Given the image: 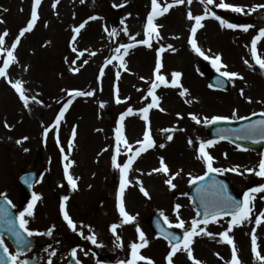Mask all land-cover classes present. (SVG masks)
<instances>
[{"label": "rangeland", "instance_id": "1", "mask_svg": "<svg viewBox=\"0 0 264 264\" xmlns=\"http://www.w3.org/2000/svg\"><path fill=\"white\" fill-rule=\"evenodd\" d=\"M47 1L50 0H41V7L38 9L39 18L33 30L21 37L20 43L15 49L17 62L8 69L11 74L8 73V78H0V193H6L18 206L19 177L34 168L38 172V178L35 181L33 193L41 196V199L36 202L34 216L28 218L30 230L40 233L34 236L45 242L44 234L50 228L60 229L61 234L74 232L68 227L60 210L61 200L67 195L69 199L66 202V210L76 223V230L79 233L86 231L90 235L94 232L97 238L96 245L103 246L102 249L109 247L111 253H116L113 256L115 258L113 264L130 258L126 255L123 256L122 252L129 246L131 255L130 245L139 240L136 231L137 225L145 233L149 244L153 243V247L142 255L150 258L154 264H167L166 257L170 251V245L164 239L153 234L145 222V218L154 212H159L166 215L169 222L174 225L176 223L174 198L181 195L184 197L187 207L181 206L179 217L185 221L186 227H190L191 220L197 218V210L191 202L187 188L192 176H202L206 171L202 160L194 158L192 152L182 151L180 146H177L179 157L180 153H183L184 157L171 163L168 148L173 139L168 141L167 136L171 134L174 138L175 134L179 133L186 138L187 143L191 139L194 147L198 149L199 141L209 138L207 129L209 124L203 123V117L210 118L214 115L232 117L231 113H225V110L231 109L227 107L228 102L234 106L235 110L240 109L239 112H236L237 117H249L253 113H264V89L258 91V94L253 93L248 82L250 76L248 73L258 74L260 80L264 82V70L255 64L251 49L252 39L257 36L258 30L264 27V9H258L255 12L248 11L256 4H264V0H224L225 3L243 6L245 8L243 13L218 8L214 5L209 6L212 11L220 9L240 18L248 19L246 24L253 25V27L249 28L247 32L241 28L221 27L219 21L211 17L206 18L203 21L204 27L197 31L198 45L206 55L222 54V62L227 65V71H234L243 76V79L235 78L229 81L231 82L229 91L214 90L209 87L210 71L217 72V70L212 66L210 60L204 59L197 53L189 59L188 64H184V72L177 65L178 60L176 55H173V51L167 50V45L171 44L174 48H187L189 38L184 39L183 35L165 38L161 34L160 28L158 30L161 38L154 37L151 48L144 46L147 48L145 49L137 44L132 48V51L127 53L124 57L127 71L119 67V61L105 65L107 59L116 55L115 48L120 44L135 43V41L145 39L144 26L147 15L151 11L149 0H84L83 3L80 0H57L58 4L53 12L55 16L52 12L45 11L48 8L42 9ZM170 1L172 0H164L160 3L164 6ZM219 2L220 0H215V3ZM185 4L184 14L190 28L187 29L186 21L185 26L190 31L194 22L187 19V11L190 9L194 15L203 14L205 5L201 4L199 0H193L191 5ZM32 5L33 0H0V19L4 21V23H0V34L7 30L3 47H10L19 34V30L26 26L30 19ZM45 12L48 13L45 14ZM90 16L98 18L88 20ZM85 21H87L85 27L73 41L72 37L75 34L73 29ZM156 23L158 24L159 21L157 20ZM124 27L128 29L127 35L123 31ZM105 28L108 29L107 32ZM113 28L117 30V34L109 36V32ZM223 37L227 39V42L220 41ZM53 38H56L57 46L51 44ZM89 40L95 42V45L87 49ZM161 46L166 48V51L161 54L164 65L162 72L170 79L173 71H180L182 73L181 83L189 89V94L185 97L179 95L178 88L161 85L156 89V94L161 98L160 106L165 109L161 112L154 108L149 112L151 134L156 142V147L139 156L143 160L140 165L144 180L147 182L152 179L156 184H160L161 194L166 197V200L152 194L149 195L150 198L143 197L142 203L137 204L130 195L134 194L136 187H139L138 181L132 176L134 172L131 168L129 171L130 183L125 190L124 198L127 204L126 211L134 215L136 220L132 223L122 224L123 218L117 209L120 172L112 166V156L116 154L115 130L120 124L121 114L126 112L129 107L133 109L132 113L143 115L139 109L146 107L147 103L151 102V97L147 96V90L154 78L153 68L157 59L156 52ZM73 47L77 49L75 53L72 51ZM256 47L257 54L264 58V38L257 42ZM80 52H83L84 55L80 56ZM131 52H137V55L131 54ZM93 53L95 54L93 55ZM136 56L141 57L140 62H136ZM147 56L149 62L145 63ZM3 58L4 55L0 54V66H2ZM245 60L249 61V64H245ZM52 61L58 70L47 68L50 63H53ZM84 61L87 63H83ZM89 62H91L90 66ZM204 65L213 69L207 68L202 72ZM192 67L194 69L191 73ZM59 68L65 72H61ZM72 68H79V71L73 72ZM101 68H103V75L100 74ZM150 68L151 70H149ZM208 70L210 71L208 72ZM117 72H120L119 79L116 77ZM141 77L144 79L142 80ZM8 79L22 80L27 94L37 95V99L42 103L30 101L29 107L25 108L16 91L7 82ZM198 80L201 81L206 92L203 97L197 93L190 95L192 83ZM117 89L120 103L116 102ZM240 89H244V96L240 95ZM73 90L91 91L93 95L76 96L72 100L59 125V144H57L56 130H53L55 117L63 104L68 101L69 93ZM248 97L255 99L248 102ZM168 100L169 104L176 100L179 105L170 114L174 119V124H167L165 122L167 116L163 115L167 112ZM188 100L192 102L187 103ZM107 112L111 113V122H109ZM190 114L200 117L201 123H196ZM153 117L156 122H153ZM132 119L131 114L124 118V135L132 128L131 125L135 121ZM137 121L141 123L139 133L142 134H136L133 142H128L132 145L133 151L138 147L136 141L143 139L146 129V122L143 118L137 119ZM5 122L10 127L6 128ZM74 126L76 133L78 127L81 128V135L86 139L79 145L73 141V147L69 149L68 142L72 139ZM45 127L49 128V132L43 140ZM163 129H172V132H164ZM157 131H162L166 137L164 143L157 141ZM25 136L28 139L18 145L16 141ZM160 144H164L165 147L160 148ZM220 144L226 147V152L220 153L221 150H217L212 154L215 158L213 166L221 169L237 167L238 171L219 173L230 178L235 186L241 189L245 188L251 178L256 179L255 187L264 184V177L255 175V172L259 170L260 160L264 158V152L244 149L229 141H218L210 148ZM78 146L81 149L87 148L89 153L81 158L80 166L74 170L73 177H78V180L76 190H72L64 177V161L60 148H64L63 155H68L69 159L73 160ZM120 147L118 162L122 164L131 153L123 145ZM25 148L28 149L27 152L23 150ZM226 154L230 155L232 161L226 159ZM160 157H164L168 164L169 175L151 173L153 168L159 167ZM249 168L254 171H246ZM87 169L91 171L88 177ZM176 172H180V174L173 178V174ZM168 178H173V183L176 185L174 189L165 183ZM144 187L149 188L148 182L144 184ZM22 210L20 209V211ZM261 211H264V193H256L250 219L242 225L234 226L230 232L242 264H264L256 256L254 257L251 246L242 250L239 248V234L242 229H248L251 235L255 229L258 250L264 255V222L261 225L255 223V218ZM230 219L229 216L223 217L220 218L219 223H209L206 226L207 231L215 234V239L206 236L204 241L207 243L202 247L199 244H192L193 255L202 261V264H210L209 260L212 264H230L231 245L223 242L218 235L227 228ZM113 223L120 225L116 233L120 237L119 241L110 230ZM98 230L101 233L99 236H97ZM177 230L183 231L182 229ZM82 234L86 235V233ZM9 248L14 252L11 245ZM173 259L181 260L183 262L181 264H193L186 252L177 253ZM85 261L93 263L91 259L90 261L85 259ZM139 264H147V262L141 261Z\"/></svg>", "mask_w": 264, "mask_h": 264}, {"label": "snow or ice", "instance_id": "2", "mask_svg": "<svg viewBox=\"0 0 264 264\" xmlns=\"http://www.w3.org/2000/svg\"><path fill=\"white\" fill-rule=\"evenodd\" d=\"M81 3L84 2V0H80ZM199 2L203 5H205V9L203 14L194 15L192 11L189 9L187 11V19L189 21H193L194 23L191 26L190 29V37L188 40L189 45L195 51L198 55L202 56L206 60H210L212 63V66L217 70L218 73H220L221 77L227 78V81H232L235 78L243 79V76H241L239 73L234 71H227V65L222 62V54L217 53L215 56L206 55L204 50L198 45L197 41V31L198 29H201L204 27L203 21H205L206 18L211 17L219 21L221 27H227L229 29H236L241 28L243 31L247 32L249 28L253 27V25L250 24H243V25H237L233 23H229L227 20L221 18L219 15H217L214 11L211 10V7L209 6H215L222 9H230L233 12L237 13H243L245 12V8L240 5H235L231 3H225L224 0H220L219 3H215V0H199ZM41 0H33V5L31 9V15L30 19L27 21L26 26L22 27L19 30V34L16 36L15 40L11 43L10 47H3L5 44V37L7 36V30L3 34H0V54L4 55V58L2 60V66H0V78H7L8 77V69L10 66L17 62V57L15 55V49L17 48L18 44L20 43L21 37H23L26 33H30L37 20H38V6L40 5ZM187 3L188 5H191L193 3V0H173L172 3H166L164 6L161 5L160 0H151V11L147 15L146 24L144 26V35L145 39L135 41V43H126V44H120L118 47L115 48L116 55L112 56L110 59H107L105 61V65L113 63V61H119V67L121 69H124V71H127L126 63L124 57L127 55L128 50L131 48H134L137 44L139 45H145L149 48L152 47V40L153 38H161L159 33V25L155 23L157 17L163 16L165 13L169 12V9H171L174 6L181 5ZM119 6V5H115ZM53 7H55V3L53 4ZM258 9H264V4H256L248 9L249 12H255ZM98 17L96 16H90L88 17V20H95ZM0 23H4L2 19H0ZM87 21L81 23L79 26L75 27L73 29V32L75 33L72 37V40H76V35H78L85 27V24ZM105 31L107 32L108 29L105 28ZM125 35L128 33L127 27H124L123 29ZM117 34V30L113 28L111 32H109V36H115ZM264 38V27H261L258 30L257 36H255L251 41V49H252V56L255 61V64L258 65L262 70H264V58L259 56L257 54V42ZM135 39L134 37L132 38ZM167 50L175 52L176 49L171 45H167ZM72 51L75 53L77 49L73 47ZM166 51V48L164 46H161L157 49L156 52V62L155 67L153 71V79L151 80L150 87L147 90V96L151 97V102L147 103L146 107H143L139 109L140 113H142V118L146 122V129L143 133V139L136 141V144L138 147L133 151L132 145L128 143L125 135H124V125L123 121L124 118L130 114H132L133 109L129 107L126 112L122 113L120 116V124L116 128V154L112 156V166L119 170L120 172V181H119V189L117 194V209L119 211L120 216L122 219V224H128L132 223L136 220V217L134 215L129 214L126 211L125 206V190L129 186V171L132 168L133 162L141 155L143 152H147L149 149H152L156 147V142L151 134V127H150V120H149V112L151 109H159L161 112L165 111L164 108L160 106L161 98L156 94V89L160 88L161 85L165 87H172V88H178L179 95L181 97H185L189 94V89L184 87L181 83V77L182 73L180 71H173L171 73V78L169 79L163 72L162 69L164 67L163 60H162V53ZM95 53H93L94 55ZM80 56H83L84 53L80 52ZM75 63V61H73ZM83 63H87V61H84ZM245 64H249V61L245 60ZM223 69V71H222ZM71 71L78 72L79 68H72ZM100 74L103 75V68L100 70ZM117 79L120 77V72L116 73ZM143 80L144 77H141ZM11 87L16 91V93L19 96V99L23 102V105L25 108L29 107V103L35 102V103H42V101L37 99V95H28L27 90L24 87V82L20 79H17L15 81L8 79L7 81ZM226 81L220 80L217 85H209V87H219L222 86L223 83ZM93 93L91 91L84 92V91H78L73 90L69 93V99L66 103L63 104V106L59 109V113L55 117V122L53 125V130H56V142L59 144V133L58 128L60 123L63 121L65 113L67 112L70 104L72 103L71 97L73 96H91ZM240 95L244 96V89H240ZM248 102H251V97H248ZM116 102L120 103L121 100L118 95V89H117V97ZM191 100H188L187 103H191ZM179 116V113L177 114ZM191 118L196 123H201V118L198 117L195 114H190ZM253 115H256L253 113ZM264 115V113H262ZM229 119H247V117H237L236 110L233 111L232 117L224 116V115H214L212 117H203V123L204 124H213L219 121H227ZM6 128L10 127L7 122H5L4 125ZM162 131L171 133L172 129H163ZM49 132V128H44V136L47 137ZM76 127L74 126L72 129V139L68 142V148L71 149L73 147V141L76 137ZM235 134L238 135L239 139H254L259 138L260 140H264V119L253 121L252 123L244 126L241 129L235 130ZM28 139L27 136L23 137L20 140H17L16 143L22 144L23 141H26ZM173 139V136L169 134L167 136V140L171 141ZM219 139L224 140L227 139L226 135L221 134L219 136ZM189 145L192 144V140H188ZM216 143L214 140H200L199 141V147L197 149V159L202 160L204 165L206 166V171L202 176H192L189 183L195 184L197 181H203L205 177H209L210 173H219L222 171H238L237 167H233L230 169H221L214 167V157L211 155V153L207 150L211 146H213ZM121 145H123L126 149L129 150L131 153L128 155L127 160L124 163L118 162V156L120 154ZM160 148H164V144L159 145ZM25 152L28 151L27 148L23 149ZM60 151L62 153V159L64 161L63 163V173L64 177L68 183V185L71 187L72 190H76L77 188V178H74L73 175L70 172V169L72 168L74 161L69 159L68 155H63L64 148H60ZM259 170L255 172V175L264 177V158H262L259 162ZM248 172H253L254 170L249 168L246 169ZM151 173H163L165 175H169L170 168L168 164L165 162L164 157L159 158V167L153 168L151 170ZM149 173V174H151ZM180 172H176L173 174L174 176H178ZM191 175V174H189ZM173 178H168L165 180V183L172 189L176 187V185L173 183ZM42 179V177H41ZM32 181H30L28 178H25V183L31 184ZM139 190L145 197H149L148 190L143 186L142 182H139ZM197 192L201 194L200 202L203 205V219H197L193 218L191 220L190 227H186L185 221L183 219H180L179 217V209L181 208L180 204H176L174 206V211L176 212V223L173 225L169 222V219L166 215L161 213L164 219V223L168 224L169 227H175L177 229L183 230V235H177L174 232H168V231H161L160 235L163 236V238L168 242L170 245V251L167 254L166 261L167 264H173V258L177 255L179 252H186L189 259L193 261V264H202V261L199 259H196L193 255V249L192 244L194 242V238L200 235H205L210 238L215 239V234H213L210 231L206 230V226L209 223H219V220L222 216H229L231 219L228 222L227 228L220 232L218 235L220 239L223 242H226L228 245H231V262L230 264H242L241 260L238 256V250L235 245L233 236L230 235V232L232 231L234 226L242 225L244 222L248 221L251 217L252 211H253V201L255 199L256 193H264V184L259 185L255 188H250L248 191L244 193L243 200H237L234 197L228 195L225 190V186L215 179H211L210 183L208 185H202L200 188L197 189ZM41 199V196L39 194L33 193L32 201L29 202L28 206L24 208L22 211H19L18 215L12 219H8L10 216V213L8 211V207H15V205L12 204L11 200H8L7 197H4V203L0 204V222H5L8 226L9 232L16 238L18 246V250L16 252H10L9 249L5 245V241L3 239V236L0 235V249H2V254H0V264H30V261L28 259H21V251L22 249H27L31 246V242L26 240L23 234H27L28 237L39 235L40 233L34 230H30L28 227L29 224V217L34 216V209L36 202ZM69 197L65 195L60 203V210L63 213V218L67 222V225L69 228H71L73 231L77 229L76 223L73 221V219L70 217L69 213L66 210V202L68 201ZM197 217L201 216V212L197 211ZM262 222H264V211H261L259 216L255 218V223L257 225H261ZM18 223V227H17ZM203 225V227H201ZM120 227V225L113 223L110 226V230L114 235L117 233V229ZM136 231L138 233L139 240L138 242H133L130 245L131 249V256L127 260H120L117 262V264H139L141 261H146L147 264H154V261H152L150 258L145 257L140 254V250L146 247L149 243L148 239L146 238L145 233L141 230V228L137 225ZM52 229H48L45 234L51 235ZM82 234V233H81ZM87 239L90 240L93 244L97 243V238L95 233L93 232L91 235L87 236ZM116 239L119 241L120 237L116 235ZM251 251L252 253L262 262H264V255L261 254V252L258 250L257 245V236L255 234V229L252 231L251 235ZM54 255V253H53ZM87 255V253H85ZM72 256H76V250H72ZM48 264H52L51 257L48 260Z\"/></svg>", "mask_w": 264, "mask_h": 264}, {"label": "bare ground", "instance_id": "3", "mask_svg": "<svg viewBox=\"0 0 264 264\" xmlns=\"http://www.w3.org/2000/svg\"><path fill=\"white\" fill-rule=\"evenodd\" d=\"M160 1H164V0H160ZM149 2L151 3V0H149ZM172 2H173V0L170 1V3H172ZM54 3H55V7H53ZM57 4H58L57 0H50V1H47L43 5L42 9L45 10L46 8H48L45 11L52 12L53 16H55V14L53 12H55L54 9H56ZM185 5L186 4H181V5L174 6L171 9H169L168 13H165L161 17H157L156 21L157 20L159 21L158 25L160 26L159 28L161 30V34L165 38L168 37V39H169V37H173V36L174 37H179L180 35H183L184 39L190 37V31L187 30V29L190 28L189 22L186 20V15L184 14ZM40 7H41V5L38 6V9ZM47 13L48 12H45V14H47ZM156 21H155V23H156ZM185 21L187 22V29H186V26H185ZM163 22H164V24H163ZM220 41L227 42V39L225 37H223V38L220 39ZM51 44L55 45V46L58 45L57 42H56V38L52 39ZM94 45H95V42H93L92 40H89L87 49L92 48ZM175 49H176V51L173 52V55H176V59L179 61V62L177 61V65L179 67H181L182 70L185 72L184 64H188L189 59L192 56H194L196 52L193 51V49L191 48L190 45H188L187 48L186 47L185 48L184 47H178V48H175ZM132 50L133 49L131 48V49L128 50V52H130ZM136 53L131 52V54H136ZM140 58L141 57L136 56V62H140ZM148 62H149V57L147 56L146 60H145V63H148ZM174 64H176V63H174ZM88 65L90 66L91 62H89ZM47 68L50 69V70H55V71L58 70V69H56V65L54 64V62L50 63L47 66ZM147 68H149V67H147ZM193 69H194V67H192L191 73H192ZM149 70H151V68ZM61 72H65V71L61 70ZM8 73H9V75L11 74L10 71H8ZM248 75H250L249 78H248V82H249V85L251 86L252 92L258 94V91H260L261 89H264V82L260 80L258 74H256V73H248ZM192 84L193 85H192V88H191L190 95H193L194 93H197L201 97H203L206 94L205 89L203 88V85H202L200 80H198L197 82H193ZM254 99L255 98H251V100H253V101H254ZM260 100L262 101V99H260ZM169 102L170 101L168 100V104H166V106H167L166 111L167 112L163 113V115L167 116V120L165 121L167 124H174V121H173L174 119H172L170 114L179 105H178V102L176 100L174 101L175 104L174 103H170L169 104ZM227 107H229L231 109L230 110H225V113H227V114L231 113V115H232L233 111L235 110L234 106H232V104L230 102H228ZM239 111H240V109L236 110V112H239ZM131 116H133V119H135V121H133V123L131 125L132 128L129 129V132L125 135V137H126V139H127V141L129 143L133 142L134 136L136 134L137 135H141L142 134V133H139V131H141V123L137 121V119L138 120L142 119V115L138 114V113L137 114L132 113ZM153 122H156V119L154 117H153ZM142 124H144V123H142ZM81 133H82V130H81V128L78 127L77 134H76V137H75V140H74V143H76L77 145H79L81 143V141L86 139L85 136L81 135ZM156 138H157V141L161 142V143H164L166 141V137L162 134V131H157ZM177 146H180L182 151L192 152V156L194 158H197V149L194 147V145L193 144L189 145V143L186 142V138H184L183 135H181L179 133H176L174 138H173V142L170 144V146L168 148L169 149V157L171 158V160H170L171 163L176 162L180 157L181 158L184 157L183 153H180V157H179ZM207 150L212 155L217 150H221L220 153L226 152V147L224 145L220 144V145L214 146L212 148H208ZM88 153L89 152L87 151V148L86 149L85 148L81 149V147L78 146V148L76 149V153L74 154V158H73L74 164H73L72 168L70 169V172H71V174L73 176H74V170H76L77 167L80 166L79 164L82 161L81 158H83L86 154L88 155ZM226 155H227V156H225V157H227L226 159L229 160V161H232V158L229 157L230 155H228V154H226ZM234 157L237 158L236 156H234ZM141 160L142 159L137 157V159L132 164V171L134 172V174L132 175L133 178L135 180L139 181V182H142L143 186H144V184H146L148 182V184H149V188L148 189L149 190L147 188L146 189L148 190L149 195L154 194L158 198L164 200L166 197L163 194H161L162 190H161V188L159 186L160 184H156L152 179L148 180L147 182L144 180V177H143L142 171H141L142 170V166L140 165ZM142 163H143V160H142ZM90 174H91V171H89L87 169L86 170L87 177ZM130 195L134 198V200H135V202L137 204L142 203V198L145 197L143 195V193L140 192L139 187H136V189L134 191V194H130ZM174 202H175V204H181L182 207H187V205L185 204V199L181 195H177L176 198H174ZM125 206L127 207L126 203H125ZM99 235H100V233H99ZM239 235H240L239 236V240H240L239 241V248H240V250H242L243 248H246L247 246H251V233H250V231L248 229H246V230L242 229V231L240 232ZM205 237H206L205 235L199 236L198 238L195 237L193 243L195 245L199 244L202 247V246H204L205 243H207V241H204ZM35 239L36 238L34 237V240ZM195 239H196V241H195ZM28 241L31 242L30 238L28 239ZM31 246L32 247H37L36 242L35 241L31 242ZM152 247H153L152 245H148L145 248V251L146 252L149 251V249H151ZM22 250L25 251L26 249H22ZM254 257H255V255H254ZM181 263H183L181 260L177 261V259H173V264H181ZM209 263L212 264L210 260H209Z\"/></svg>", "mask_w": 264, "mask_h": 264}, {"label": "water", "instance_id": "4", "mask_svg": "<svg viewBox=\"0 0 264 264\" xmlns=\"http://www.w3.org/2000/svg\"><path fill=\"white\" fill-rule=\"evenodd\" d=\"M229 20L237 22L238 20L236 18H232V17H228ZM204 67L208 68L209 67L207 65H204ZM210 70H208L209 72ZM210 78L212 81V85H217L219 83L220 80H224L226 81L225 83H223L222 86L216 87V88H223V89H230L231 88V84L229 83V81H227L226 78L221 77L220 74L218 72H213L210 71ZM260 119H264V115H256L253 116L249 119H244L242 121H238V122H233V121H219L214 123L213 125L210 126L211 130V139L214 140H218L219 136L221 134L226 135L227 139L232 140L240 145L246 146V147H253L256 150H260L262 151L264 149V140H260L259 138H254V139H239L238 135L235 134V130L241 129L244 126L252 123L253 121L256 120H260ZM35 177V172L32 171L29 175L25 176L22 181H23V187L25 189V195L28 196L29 192H30V186L33 182V179ZM25 178H28L31 182V184L29 183H25ZM214 178H218L216 174H211L209 175V177H205V179L203 181H197L195 184H193L192 186V193H193V197L196 201V204L199 207V211L201 212V216L200 219H203V205L200 202V197L201 195H199L200 193L197 192V189L200 188L202 185H208V183L210 182L211 179ZM221 178V177H220ZM221 183L225 186V190L226 193L232 197H234L237 200H243L244 198V193L240 190H236L232 187L231 183L225 179V178H221ZM254 184L252 183L249 187H252ZM4 202L0 203L3 204ZM8 211L10 213V216L8 217V219H12L15 216L14 210L11 206L8 207ZM163 220L159 217L158 219L155 218H151L150 219V224L153 227L154 231L156 234L160 235L161 231H168V232H174L172 230H170L165 224H163ZM17 227H18V223H17ZM177 235H180L177 232H174ZM2 234H7L8 236L11 237V239L14 240V236L9 232L8 230V226L5 222H0V235ZM24 237L27 236V234H23ZM162 236V235H160ZM15 241V240H14ZM2 252V250H0V253ZM30 264H37L35 261H31Z\"/></svg>", "mask_w": 264, "mask_h": 264}, {"label": "flooded vegetation", "instance_id": "5", "mask_svg": "<svg viewBox=\"0 0 264 264\" xmlns=\"http://www.w3.org/2000/svg\"><path fill=\"white\" fill-rule=\"evenodd\" d=\"M56 232V233H53ZM58 229H55L52 231L51 235L46 234L47 241L45 243L50 244L48 247V250L44 253L51 252L50 256L43 257L41 253L39 254V258L41 260H44L46 263H48L49 258L51 257L52 264H66L70 258V255L72 254V250H76V254L81 262L85 260L86 258V251L89 249H94V244L87 239V235H79L76 233H57ZM80 236L78 238V236ZM54 253V255H53ZM103 257L104 259H107L109 262V257L107 256V253L104 252ZM106 256V257H105Z\"/></svg>", "mask_w": 264, "mask_h": 264}]
</instances>
